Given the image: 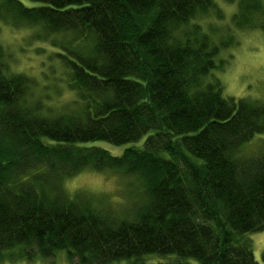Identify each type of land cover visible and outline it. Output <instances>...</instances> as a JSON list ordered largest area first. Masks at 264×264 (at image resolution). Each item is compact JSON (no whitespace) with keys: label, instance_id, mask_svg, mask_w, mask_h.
<instances>
[{"label":"trees","instance_id":"obj_1","mask_svg":"<svg viewBox=\"0 0 264 264\" xmlns=\"http://www.w3.org/2000/svg\"><path fill=\"white\" fill-rule=\"evenodd\" d=\"M222 2L235 6L226 38ZM263 11L264 0H0L5 25L50 45L28 44L39 77L0 45V262L23 245L78 264L152 253L259 264L245 235L264 230V139L242 148L264 134V101L225 97L214 71L236 32L264 27ZM55 65L62 108L48 102ZM99 140L131 145H86ZM88 168L130 180L136 200L67 192Z\"/></svg>","mask_w":264,"mask_h":264},{"label":"rangeland","instance_id":"obj_2","mask_svg":"<svg viewBox=\"0 0 264 264\" xmlns=\"http://www.w3.org/2000/svg\"><path fill=\"white\" fill-rule=\"evenodd\" d=\"M22 1L25 3L26 0ZM221 6L225 13V21L217 23V26L220 31H224V38H226L228 36L226 34L227 30L230 29L227 25L230 21V15L235 10V6L223 2ZM261 14L264 22V11ZM5 24L0 19V45L15 54L14 69L29 74H36L39 77V74H37L41 70V68L39 69V61L43 56L39 54V56H36L34 49L40 46L45 50H49V43L43 40L33 41L30 38L34 33L35 27L13 29ZM260 25L261 27L236 32L234 42L229 50L222 48L220 51V58H226L227 62L226 64L224 63L221 69L215 70L214 73L223 85V95L225 97H243L250 101H264V27H262V24ZM28 44L34 46V49L28 48ZM41 52L42 54L45 53V51ZM54 68L56 71L52 70L47 80L51 88L50 91H47L49 93L48 102L54 108H62L70 93L58 79L61 75L57 71V66L55 65ZM263 139L264 134L256 135L250 142L244 144L242 153L248 156L257 153L261 148ZM86 145L102 147L112 155H120L124 148L131 144L115 145L99 140L86 143ZM62 185L67 192L72 194L85 191L94 195H107L115 202L124 200L125 204L131 199L132 201L136 200L132 198V194H135V191L130 186V180L110 169L101 171L89 168L84 169L75 176L66 178ZM245 237L252 242L256 261L259 264H264V230L247 233ZM3 259L0 264H78V257H69L68 252L64 249L47 257L38 255L36 251H32V254L26 256L23 251V245L5 250ZM170 262H175V256H161L152 253L138 259H124L112 264H159ZM186 264H197V261L189 259Z\"/></svg>","mask_w":264,"mask_h":264}]
</instances>
